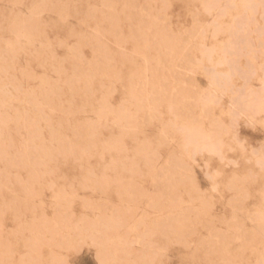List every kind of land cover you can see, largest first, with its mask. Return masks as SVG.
<instances>
[{"label": "rangeland", "instance_id": "374dc122", "mask_svg": "<svg viewBox=\"0 0 264 264\" xmlns=\"http://www.w3.org/2000/svg\"><path fill=\"white\" fill-rule=\"evenodd\" d=\"M0 102V264H264V0H0Z\"/></svg>", "mask_w": 264, "mask_h": 264}, {"label": "bare ground", "instance_id": "6f19581e", "mask_svg": "<svg viewBox=\"0 0 264 264\" xmlns=\"http://www.w3.org/2000/svg\"><path fill=\"white\" fill-rule=\"evenodd\" d=\"M104 1V0H103ZM139 1V0H138ZM245 2V1H244ZM104 3V2H103ZM248 3V2H247ZM250 3V2H249ZM105 4V3H104ZM105 5H107V4H105ZM104 5V6H105ZM244 5V4H243ZM205 7V6H204ZM243 7V6H242ZM244 8V7H243ZM67 18V17H66ZM18 20V19H17ZM114 21H116V20H114ZM113 25V24H112ZM220 31V30H219ZM164 43V42H163ZM162 43V44H163ZM223 44V43H222ZM164 48V47H163ZM13 49V48H12ZM238 51V50H237ZM242 52V51H241ZM208 53V52H207ZM205 54V53H204ZM210 57V56H209ZM205 58V57H204ZM138 59V58H137ZM206 61V60H205ZM142 73V72H141ZM147 82V81H146ZM66 85V84H65ZM59 89V88H58ZM8 93V92H7ZM148 93V92H147ZM223 93V92H222ZM140 95H142V94H140ZM148 96V95H147ZM23 97V96H22ZM32 98V97H31ZM139 100V99H138ZM33 101V100H32ZM205 101V100H204ZM135 102V101H134ZM1 103V102H0ZM140 103V102H139ZM143 103V102H142ZM152 104V103H151ZM2 105V104H1ZM29 107V106H28ZM36 108L38 107V106H35ZM49 109V108H48ZM38 110V109H37ZM145 110V109H144ZM50 111H52V110H50ZM128 111V110H127ZM156 111V110H155ZM46 119H48V118H46ZM50 119V118H49ZM100 119V118H99ZM47 121V120H46ZM194 126V125H193ZM50 128H51V126H50ZM59 128V127H58ZM186 128V127H185ZM50 130H52V129H50ZM54 133H55V131H53ZM15 133V132H14ZM78 133V132H77ZM16 134V133H15ZM189 135V134H188ZM54 136V134L52 135V137ZM57 136V135H56ZM197 136H200V135H197ZM51 137V136H50ZM56 138V137H55ZM207 138V137H206ZM54 139V138H53ZM200 139V138H199ZM204 140H206V139H204ZM60 141V140H59ZM210 141V140H209ZM4 142V141H3ZM54 142H55V139H54ZM190 142V141H189ZM201 142H203V141H201ZM60 143H62V142H60ZM188 144V143H187ZM62 145V144H61ZM2 146V145H1ZM13 146V145H12ZM45 146V145H44ZM50 146V145H49ZM199 146V145H198ZM106 147V146H105ZM205 147V146H204ZM52 148V147H51ZM66 148V147H65ZM188 148V147H187ZM48 149V148H47ZM67 149H69L68 148V146H67ZM76 149H78V147L76 148ZM76 149H73V150H76ZM103 149V148H102ZM212 149V148H211ZM54 150V149H53ZM71 150V149H70ZM46 151V150H45ZM77 151V150H76ZM50 152V151H49ZM48 152V153H49ZM56 152V151H55ZM54 151H53V153H55ZM71 152V151H70ZM5 153V152H4ZM26 153V152H25ZM66 153H67V151H66ZM68 153H69V151H68ZM67 153V154H68ZM79 153V152H78ZM83 153V152H82ZM47 154V153H46ZM62 154V153H61ZM61 154H60V156H61ZM72 154V153H71ZM81 154V153H80ZM50 155H51V153H50ZM65 155V154H64ZM76 156V155H75ZM84 156V155H83ZM48 157H50V156H48ZM65 157V156H64ZM30 158V157H29ZM43 158H45L44 156H43ZM52 158V157H51ZM82 160V159H81ZM47 172V171H46ZM19 178V177H18ZM57 202V201H56ZM23 247V246H22Z\"/></svg>", "mask_w": 264, "mask_h": 264}]
</instances>
